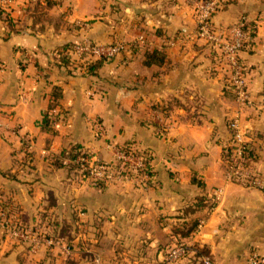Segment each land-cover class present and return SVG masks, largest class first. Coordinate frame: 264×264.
I'll return each instance as SVG.
<instances>
[{"label":"crops","instance_id":"0c3cea01","mask_svg":"<svg viewBox=\"0 0 264 264\" xmlns=\"http://www.w3.org/2000/svg\"><path fill=\"white\" fill-rule=\"evenodd\" d=\"M3 7L0 207L32 236L14 237L0 225V264H90L96 255L102 264H160L178 238L205 246L212 264H247L253 252L264 253V189L233 180L223 165L238 110L229 66L193 38L191 4L16 0ZM243 15L256 26L252 46L240 51L255 99L241 119L256 151L252 168L264 175V0H231L214 22ZM86 37L125 48L91 72L60 61L62 44ZM152 49L164 61L146 63ZM56 87L63 119L46 128L42 118ZM128 139L153 153L147 182L100 187L54 160L79 143L111 161ZM193 221L200 226L176 234ZM174 264L205 263L189 256Z\"/></svg>","mask_w":264,"mask_h":264},{"label":"built area","instance_id":"2783aa9c","mask_svg":"<svg viewBox=\"0 0 264 264\" xmlns=\"http://www.w3.org/2000/svg\"><path fill=\"white\" fill-rule=\"evenodd\" d=\"M14 1L16 0H0V4L6 6ZM179 1L187 2L193 7L197 25L193 38L199 44L208 45L214 51L217 61L229 66V81L235 93L238 110L229 122L232 132L231 153L225 161L224 168L233 180L264 189V175L255 171L252 168L253 159H248L244 155L245 149L252 146L253 140L252 137L250 138L247 125L241 119L244 112L253 108L255 99L247 84L251 66L240 55L241 50L252 46L256 33L255 23L243 15L228 25L215 24V15L225 9L231 0ZM124 48L125 44L121 41L102 43L86 37L82 41L76 42L70 53L80 61L97 57L111 59L122 52ZM50 113L53 123L63 119V111L59 104L53 105L50 108ZM169 126V123L165 122L158 127V130L165 133ZM99 130L103 131L104 128L100 125ZM121 146L120 144L116 146V158L111 161L102 160L91 153L81 152L75 158L78 167L73 171H76L81 179H88L96 185L97 183L108 185L112 181L121 179H131L139 183L147 182L150 174L147 170L145 155L140 152L142 149L133 143L126 148ZM66 162L69 163L70 160L66 159ZM221 192L222 190L219 189L218 197ZM17 220L14 215L8 213L6 208L0 207V225L14 237L30 238L32 236L31 229ZM50 242H52L51 239ZM189 256H198L205 264H212L210 255L199 253L197 245L180 239L168 245L160 264L179 263ZM90 264H102L100 256L96 255ZM247 264H264V253L253 252Z\"/></svg>","mask_w":264,"mask_h":264},{"label":"trees","instance_id":"16d2710c","mask_svg":"<svg viewBox=\"0 0 264 264\" xmlns=\"http://www.w3.org/2000/svg\"><path fill=\"white\" fill-rule=\"evenodd\" d=\"M5 10L6 9L0 4V14H2ZM76 42H78V41H68L59 47V49L57 50V56H58V58H60L61 62H64L66 64L67 63H75L76 67L84 66L85 72H91V71L96 70L98 67H100V65H102L104 62L110 60L107 57H97V58L85 59L84 61H80L79 59H77V57H75L73 54L70 53L72 51L74 45L76 44ZM164 58H165V55L163 54V52L161 50L152 49L147 53L145 62L146 63H152L153 61L162 62V61H164ZM60 96H61V89H60V87H56L54 90L53 96H52V102L50 104V107L48 110L44 111L43 118H42V125L46 128H50L53 125V121L51 119L50 108L53 105L58 104L57 101H58V98ZM158 108H161V110H163L166 113V112H168L169 107L168 106H162V107H158ZM230 131H231V128H230ZM231 140H232V132H231V137L229 139V142L223 147V151H222V157H223V161H224L223 165L224 166H225V161L229 158L230 153H231V145H230ZM132 143H133V141L128 139V140L124 141L123 143H120V145H122L126 148L128 145H130ZM82 149H83L82 144L75 143L71 147H65L64 149H62L60 154L55 156L54 160L59 165L66 166L71 171H73L78 167V164L75 162V158L77 157V155L80 154L81 152H84V154H90V152L81 151ZM140 152L145 155L147 170H148L150 176H152V174L154 172L153 167L151 165V161L153 159V153L150 149H142ZM244 155L248 159L254 160L256 158V151H255L253 144L251 147H248L245 149ZM66 159H69L70 162L67 163ZM75 173L78 174L76 171H75ZM97 186L104 187L105 185L102 183H97ZM201 205H203V203L200 200L195 205V207H190V208L188 207V209H194V208L199 207ZM3 207L9 208L7 205H4ZM198 225H199L198 221H193L191 223V225H189L188 227H185V228L178 227L175 229V231H176V234L188 235V234H190L191 231H193L196 227H198ZM199 253L209 254V251L205 246H200L199 247Z\"/></svg>","mask_w":264,"mask_h":264},{"label":"rangeland","instance_id":"374dc122","mask_svg":"<svg viewBox=\"0 0 264 264\" xmlns=\"http://www.w3.org/2000/svg\"><path fill=\"white\" fill-rule=\"evenodd\" d=\"M114 58V57H113ZM199 226H200V224H199ZM198 246V245H197ZM198 247H200V246H198Z\"/></svg>","mask_w":264,"mask_h":264}]
</instances>
